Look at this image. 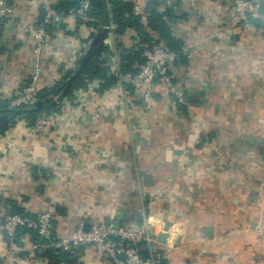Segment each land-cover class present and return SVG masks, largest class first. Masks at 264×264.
Wrapping results in <instances>:
<instances>
[{"label": "crops", "instance_id": "crops-1", "mask_svg": "<svg viewBox=\"0 0 264 264\" xmlns=\"http://www.w3.org/2000/svg\"><path fill=\"white\" fill-rule=\"evenodd\" d=\"M159 1V11L172 10V36L189 51L170 71L186 103L178 105L161 80L147 101L118 80L98 93L94 80L58 95L50 133L29 136L26 116L11 120L0 112L9 119L0 126L2 202L16 203L29 217L46 205L59 207L56 239L85 227L89 216L121 228L146 224L157 237L167 223L164 264H264V15L254 11L250 28H232V0ZM9 3L13 16L0 21V94L18 91L36 67L31 33L40 0ZM60 10L62 24L48 29L36 57L41 90L71 78L99 32ZM192 12L195 23L187 21ZM136 34L121 36L123 46L134 47ZM117 39L107 31L97 59L119 63ZM7 239L0 229V264L10 254ZM33 239L20 235L16 264H48ZM77 253L76 264H111L88 247Z\"/></svg>", "mask_w": 264, "mask_h": 264}, {"label": "built area", "instance_id": "built-area-1", "mask_svg": "<svg viewBox=\"0 0 264 264\" xmlns=\"http://www.w3.org/2000/svg\"><path fill=\"white\" fill-rule=\"evenodd\" d=\"M66 0H40V16L38 23L31 33L32 50L35 56L36 67L31 75L18 91H12L0 94V105L7 109H31L38 101L40 93V84L43 77L42 67L39 65V58L45 45L48 43L49 28H55L63 22V11L60 5ZM133 12L137 16H146V4L142 0H132ZM261 0H232L228 9L229 26L238 28L245 26L250 28V13L257 11ZM14 9L9 0H0V21L13 16ZM76 20L84 25H94L98 22L91 11L90 5L81 4L78 7L70 9ZM199 16L190 13L187 16L189 23H195ZM102 28L107 32L115 30V25L109 23ZM98 29V28H97ZM106 42V40H105ZM106 44V43H105ZM139 45L142 49L145 59L136 73H123L120 64L115 61H108L106 64L112 76L116 77L121 85H128L132 90L139 93L143 100L150 99L153 84L156 80H161L167 85L169 93L176 99L177 104L186 103V92L184 88L178 87L172 83L170 75L171 66L178 58L176 51L168 50L163 45L153 40L151 43H142L138 34L134 37V45ZM111 49V48H110ZM184 54H189L186 47H182ZM49 98L56 100L58 96L51 95ZM93 122L97 123L98 118L93 117ZM57 115L55 112L46 114L40 112L32 125H29L27 133L29 136H39L50 133L56 127ZM3 189L0 188V229L6 232L9 238H13L20 228H26L36 231L40 237L50 239V233L53 229V220L56 214V206L46 205L36 217L28 215H13L9 213L2 204ZM87 223L89 231L84 229V223L76 228L68 237L62 239L49 240L40 246L47 248H62L65 251H73L82 247L91 248L96 255L109 261L111 264H164L165 251L163 244L158 242L156 233L143 224L138 227H125L116 229L112 222H103L97 217L89 216ZM11 250L8 258L2 264H16L15 256L18 253L15 244L11 243ZM37 248V245L35 246ZM142 248L147 249V254L143 256L140 252Z\"/></svg>", "mask_w": 264, "mask_h": 264}, {"label": "trees", "instance_id": "trees-1", "mask_svg": "<svg viewBox=\"0 0 264 264\" xmlns=\"http://www.w3.org/2000/svg\"><path fill=\"white\" fill-rule=\"evenodd\" d=\"M81 1V0H79ZM83 1V0H82ZM103 3V10L98 7L90 4L92 14L98 18V22L94 23L93 26L99 28V31H105L102 26H106L109 23L115 25V33L118 36L116 40V48L119 56V64L121 71L123 73H136L139 66L144 63L145 59L143 57L142 49L138 47L139 45H134V47H125L121 42V36L126 35L129 30H134L139 35L142 43H151L153 40L156 43L163 45L164 48L172 51H176L178 54V59H181L183 62L186 61V58L183 56L184 53L181 51L183 47L178 41L172 36L170 27L167 25V19L173 17L172 10L165 8V10L159 11L160 1L151 0L146 3V17L137 16L133 12V1L132 0H99ZM81 4L70 5L69 0H66L61 3L60 9L70 10L72 8L78 7ZM111 15V21L108 22L104 20V11L106 9ZM106 10V11H107ZM107 13V12H106ZM251 15V13H250ZM154 34L158 37L155 38ZM176 60V61H177ZM108 60L106 58L93 60L90 62L89 66L83 71V73L73 82V89H78L87 86L88 83L93 82L94 80L100 81V86L97 90L98 93H104L108 91L116 82L117 78L112 76L107 67ZM70 79V73L64 77V79L59 82L56 81L53 87L42 89L38 95V101L31 109L21 108V109H7L4 105H0V112L5 113L8 118L14 120L18 115H24L27 119L30 120L29 125H32L35 119L38 117L39 113L45 111L46 114L56 112L54 100L49 98L51 95L56 96H69L72 93L73 89H67V81ZM182 105V104H178ZM13 124V121H12ZM2 201V200H1ZM4 208L7 209L10 206V210L13 215H27L24 211V208L19 207L16 203L2 202ZM7 206V207H6ZM63 211L58 207L56 208V214L53 220L57 216L63 215ZM28 232L33 234L35 244L37 245V250L42 249V256H44L48 264H76L79 263V256L77 252L81 249H75L73 251H65L62 248H41L40 244L48 243L49 240L56 238L55 234L52 233L50 239L45 237H40V235L31 229L20 228L17 234L11 239L8 237V244H17L19 245L18 239L21 234ZM141 254L145 256L147 251L142 248L140 250Z\"/></svg>", "mask_w": 264, "mask_h": 264}, {"label": "water", "instance_id": "water-1", "mask_svg": "<svg viewBox=\"0 0 264 264\" xmlns=\"http://www.w3.org/2000/svg\"><path fill=\"white\" fill-rule=\"evenodd\" d=\"M88 2L99 9L103 10V3L99 0H88ZM257 12L260 15H264V0H261L260 6L257 9ZM105 38H106V31H99L96 36L94 37L90 48L86 51L85 55L82 57L80 61V65L77 71L72 75L69 80L67 89L72 88L73 82L83 73V71L89 66L90 62L93 60H97L103 52V48L105 46ZM5 124H9V119L7 117L0 118V126H4ZM117 215L119 213H116ZM89 225L86 224L84 229L89 231ZM114 227L118 230L121 228V224L117 221L114 224ZM169 230V225L166 223L164 225V233L157 237L158 242L164 244L167 238V232ZM51 236V233H50Z\"/></svg>", "mask_w": 264, "mask_h": 264}]
</instances>
